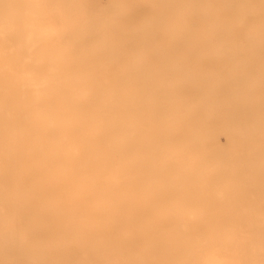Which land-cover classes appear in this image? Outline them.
Wrapping results in <instances>:
<instances>
[{"label":"bare ground","instance_id":"obj_1","mask_svg":"<svg viewBox=\"0 0 264 264\" xmlns=\"http://www.w3.org/2000/svg\"><path fill=\"white\" fill-rule=\"evenodd\" d=\"M0 264H264V0H0Z\"/></svg>","mask_w":264,"mask_h":264},{"label":"rangeland","instance_id":"obj_2","mask_svg":"<svg viewBox=\"0 0 264 264\" xmlns=\"http://www.w3.org/2000/svg\"><path fill=\"white\" fill-rule=\"evenodd\" d=\"M221 140H222L223 143H225V142H224V141H225V137H224V136H222ZM223 140H224V141H223Z\"/></svg>","mask_w":264,"mask_h":264}]
</instances>
